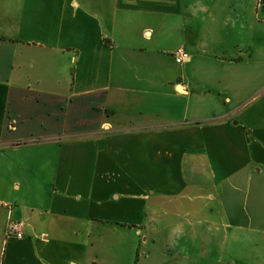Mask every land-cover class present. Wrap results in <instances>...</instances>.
Here are the masks:
<instances>
[{
  "label": "crops",
  "instance_id": "0c3cea01",
  "mask_svg": "<svg viewBox=\"0 0 264 264\" xmlns=\"http://www.w3.org/2000/svg\"><path fill=\"white\" fill-rule=\"evenodd\" d=\"M0 264H264V0H0Z\"/></svg>",
  "mask_w": 264,
  "mask_h": 264
},
{
  "label": "built area",
  "instance_id": "2783aa9c",
  "mask_svg": "<svg viewBox=\"0 0 264 264\" xmlns=\"http://www.w3.org/2000/svg\"><path fill=\"white\" fill-rule=\"evenodd\" d=\"M178 63H184L190 60V54L182 47L173 52ZM6 236H15L22 238L24 236L23 222L21 220L11 219L6 225Z\"/></svg>",
  "mask_w": 264,
  "mask_h": 264
}]
</instances>
